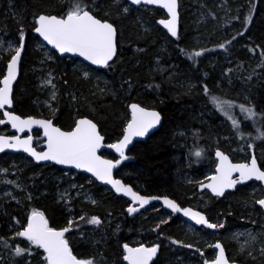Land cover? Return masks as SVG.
Here are the masks:
<instances>
[{"label": "rangeland", "instance_id": "374dc122", "mask_svg": "<svg viewBox=\"0 0 264 264\" xmlns=\"http://www.w3.org/2000/svg\"><path fill=\"white\" fill-rule=\"evenodd\" d=\"M16 1L0 0V67H2L0 69H2V74L5 71L6 62L19 46L21 35H25L23 33V10ZM46 1H48L47 4ZM67 1L34 0V3L40 4L39 13L54 14L49 5L54 3L57 9L62 10L61 4ZM177 1L178 17L175 37L159 25L158 20L166 18L167 15L157 6L147 4L135 6L128 0H91L88 6L83 5L85 10L97 18L114 24L117 31L116 55L102 69H95L75 57L58 56L30 29L27 33L26 50L22 58V72L30 77L33 88L31 97H29L30 101L17 108V113L47 118L55 116L58 124L63 125V129H69L79 115L76 112L75 103L78 93L83 96L87 94L101 97V103L107 97L121 96L120 91H123V88L117 85L119 84L117 79L123 74L124 62L118 59L122 39L116 20L117 17L122 21L130 18L134 32L140 38L147 35L149 40L154 42L156 52L152 55V68L158 71L157 77L177 83L179 87L184 85V87L188 86L200 91L206 99H210V106L217 113L219 135L208 137L199 127L186 129L174 127L169 133L171 139L182 137L186 144V154L181 153L182 156L174 154L176 165L174 164L172 171L176 181L181 182L186 190H182L181 193L163 191L159 194L173 198L181 207L189 206L200 210L206 216L207 223L217 225V227L209 228L206 224L195 225L182 215H172L165 211L164 213L158 212L159 202H154L155 205H148L141 213L129 217L130 230L124 234V240L119 238L118 241L112 229L119 226L121 216L115 207L118 204H126L128 198L127 200L117 195L110 187L101 184L85 172L54 164L36 166L24 154L5 153L0 155V231H4L3 235H0V264H46V261L40 258V253L34 249L36 245L18 235L20 232L16 225L27 212L26 208H33L36 205L42 207L45 213L53 219H67V226L77 234L85 230V225L93 218L85 216L84 213L98 215L96 219L99 223H94L97 225L96 228L89 234L87 233L91 239L96 235L98 240L105 238L117 243L118 248L123 245L121 241L133 245L142 242L149 247H155L157 253L151 264L156 263L158 259H161L160 264H204L215 257L216 249L212 248L215 242L224 246L228 260L238 261L236 259H240L239 261L245 264H264V212L257 205L262 195V186L259 183L252 181L239 193L229 196V200L237 205V210L247 207L246 212H253L248 216L243 213L236 214L235 217L243 223L235 226L225 225V211L221 212L213 208L208 201L211 199L207 195L208 192L201 191L195 195L190 191L202 182L203 175L206 177L213 171L216 163L213 157L215 149L220 148L223 152L240 160L245 157L243 154L248 144L254 147L255 141L252 140L250 131H260L259 136H254V138L257 137L256 139L261 138V134L264 133V125H258L257 130L255 123L256 116L263 117L264 113L261 110L258 112L256 106L253 108L248 106L252 101L248 92L250 87L246 86L249 81L255 82L256 76L264 74V47L257 41L256 43L251 42L250 34L245 39L236 40L238 38L233 37L244 28L246 13L252 10V6L256 11L258 3L264 7V0ZM114 11L118 14H112ZM39 13L31 18L34 24L35 17ZM262 26L264 28V18ZM249 31L254 32L251 27ZM124 47L130 48L129 44H125ZM130 50L135 55L148 51L136 45H133ZM175 51L184 52L183 67L187 68L185 75L180 72L183 71L181 70L183 67H178L179 62L175 57ZM197 52L200 53L199 56L195 55ZM241 71L247 73V82L239 78L238 74ZM72 77H75L78 85L83 84L84 88L77 85L72 87ZM150 83L157 89H161L158 81L152 79ZM133 85L132 83L127 84V92L132 91ZM14 90L15 86L12 95ZM62 96L64 98L70 96L65 111L60 109ZM83 96H81V102L85 101ZM102 96H104L103 99ZM122 101L128 117L130 102L157 108L153 102H147L148 99L142 103L138 100L126 101L124 98ZM240 106L251 109L254 115L250 116L248 112L242 111ZM206 111L203 113L202 110L199 113L204 122H207L209 115ZM95 119L98 118L95 117ZM233 119L238 122V127H234ZM124 126L125 123L118 129H112L111 133L103 129L100 131L104 137H107L106 141L112 142L122 135ZM159 129L160 126L155 132ZM244 137L248 141L243 140ZM146 140L147 138L142 142ZM135 143L127 152L130 160L116 168L114 176L121 178L124 183L131 185L140 193L157 195L158 193L149 192L146 183L140 180L143 170L138 165ZM205 150L210 151L211 155L208 156ZM255 151L259 153L257 156L262 162L264 148L259 147ZM197 152H200L199 156L196 155ZM100 154L104 157L115 158L108 150H103ZM213 198L212 200L222 199L219 196ZM230 201L225 202L226 212L232 211L233 203ZM168 223L170 229L166 227ZM81 236H84L85 240L90 238L83 233ZM74 238L77 240H71V245H75L73 246L74 252L81 256L89 254L90 257H97L96 254L101 253L105 247L102 248L100 245L98 249H95V246L92 249V246L87 248L76 235ZM17 248L24 251L17 255ZM114 255L113 264H128L124 262L122 255L115 253ZM90 261L92 264H100L94 261V258Z\"/></svg>", "mask_w": 264, "mask_h": 264}, {"label": "trees", "instance_id": "16d2710c", "mask_svg": "<svg viewBox=\"0 0 264 264\" xmlns=\"http://www.w3.org/2000/svg\"><path fill=\"white\" fill-rule=\"evenodd\" d=\"M44 1V0H42ZM18 5L20 4V7L22 8V18L24 22V30L23 33H25V49L27 45V33L30 31V29L33 30L35 24L34 21L31 19L32 16L39 13L40 4L34 3V0H17ZM48 1H46L47 4ZM91 3V0H81V4L88 6V4ZM45 4V2H44ZM49 4V3H48ZM63 6L62 10L57 9L56 6H54V3H51L49 7H52L53 13L57 15H64L68 13V11L71 9L73 5V0H68L67 3L61 4ZM112 14L117 15L118 12L114 11ZM264 18V7L261 5H257L256 11L254 9V6H252V10L246 13V18L244 19V28L242 31L236 33L233 35V37L236 40H239L240 38L245 39L248 38L249 34V40L251 42L256 43V41L264 47V28L262 26V20ZM186 19V18H185ZM116 23L119 27V34L122 39V47L120 48V52L118 53V59L123 60L124 65L122 67V76L117 79L119 81V86H122L123 91L121 92V96H113L112 98L107 97L106 99H103L104 96H102V99L104 100L103 103L100 102V98L98 96H89V95H81L78 93V97L75 100L76 103V112L79 115H87L91 118H93L97 123L100 129L106 130L107 133H111L112 129H118L122 126L123 123L126 122L127 113L125 104L123 103L122 99L128 100H134L142 103L148 99L147 102H153L156 107L160 110L163 120L162 124L160 125V129L157 132L152 133L145 142L138 141L135 145L136 150V157L138 160V165L143 170V175L140 178V180H143V183H146V186L148 188V191L151 193H158L160 194L163 191H176L180 192L183 190L185 191L186 188L182 186V183L179 181H176L174 178L172 171L174 164L176 165V161H174V154H179L182 156L181 153L186 154V144L183 142L182 137H175L174 139H171L169 137V133L172 131V129L175 127H182L183 129L186 128H192V127H199L202 129L203 133L210 137L219 135V129L217 125V113L216 111L210 106V99H206L200 91L195 90L194 88H190L188 86L179 87V84L172 83L171 81L163 80V78H158V71L153 69L152 65V55L156 52L154 47V42L150 41L148 36L139 37V35L134 32L133 28L134 26L131 25L130 18H126L122 20H119V17H117ZM33 27V28H32ZM249 27L251 29L253 28V31H249ZM18 33V32H17ZM241 39V40H243ZM125 44H129V47L132 48L133 45L138 46V48H143L144 50L148 51H142L138 55H135L130 48L126 49L124 47ZM23 53V55H24ZM184 52L175 51V57H177V61L179 62L178 67H183L184 63ZM174 57V58H175ZM121 61V63L123 64ZM162 64V63H161ZM165 65V64H164ZM166 65H168L166 63ZM149 67V68H147ZM2 68V67H0ZM183 71H179L181 73H185L187 68L183 67L181 68ZM187 72V71H186ZM2 74V69H0V76ZM211 74V73H210ZM213 75L215 73H212ZM185 75V74H184ZM239 78L244 79V82H247L248 75L245 71H241L240 74H238ZM30 77H27L26 74H23L22 72V61L20 64V73L18 80L15 84V90L13 94V110L17 112V108H19L21 105H24L30 101L31 93H32V82L29 80ZM152 79L158 81L161 85V89H157L154 87L152 83ZM132 83L134 84L132 87V91L127 92V84ZM72 87L75 85L80 86L81 88H84L83 84H77V80H75V77H72ZM249 86L250 89H248L249 97L251 98V103L248 105L251 108L253 106H256V109L258 112L260 110L264 113V74L262 76L258 75L255 78V82H250L246 85ZM24 87L25 89H23ZM70 89V88H69ZM67 90V89H66ZM16 92V93H15ZM63 92V91H62ZM215 95V94H214ZM81 96L85 97V101L81 102ZM111 99V100H110ZM137 99V100H136ZM70 96L67 98H64L62 96V101L60 109L62 111H65L66 104L69 102ZM85 104V106L83 105ZM248 104V103H247ZM203 110V113L207 110L208 111V118L207 122H204L202 120V116L199 115L200 111ZM206 111V113H207ZM256 112V111H255ZM78 115V116H79ZM256 116V114H255ZM260 115L256 116V126L258 130V125L263 126L264 125V115L263 117H259ZM95 117L98 119L96 120ZM56 124H58L56 117L54 116L52 118ZM263 124V125H261ZM59 126L63 127V125L58 124ZM64 128V127H63ZM70 128V127H69ZM5 126L0 124V131L4 130ZM256 130V131H257ZM260 130V129H259ZM259 132H251L250 135L252 137V140L255 141V148H264V136H261L258 140L254 138V136H259ZM262 135V134H261ZM107 139V137H105ZM243 140L248 141L246 137L243 138ZM262 141V143H260ZM242 142V141H241ZM249 144L247 145V147ZM246 150V149H245ZM244 150V154L245 151ZM206 152V150L204 151ZM208 156L211 155L210 151L206 152ZM5 153H0V155H4ZM12 154H22V153H12ZM180 156V158H181ZM263 162V163H262ZM261 162V164L264 166V159ZM36 166H49L52 164H35ZM185 188V189H184ZM245 189V186H242L239 188L234 194L239 193ZM195 195L199 194L196 193V189L192 188L190 190ZM205 193V192H204ZM233 193L226 194L225 196L221 197L222 199L219 200H212L214 199L210 195L211 199L210 204L215 208V210L219 211L222 210L225 211V225L226 226H232V225H239L242 224L243 221L238 219V217H235L236 214H245V215H252L253 212L248 213L246 210L247 207L240 208L237 210V205H235L232 201L229 200V196H231ZM104 200H106L104 198ZM107 201V200H106ZM230 201L233 204L232 211L226 212L225 202ZM215 206V207H214ZM115 210L120 213L121 220L119 221V226H116L112 229L114 235L116 236L117 240L121 238V240H124V234L127 233L130 230V219H128L125 216V213H122V206L121 204L116 205ZM256 210V208H255ZM116 211V212H117ZM159 212V211H158ZM48 215V214H47ZM49 216V215H48ZM87 217L89 216V213H86ZM50 217V216H49ZM51 218V217H50ZM92 218V217H91ZM52 223L59 225L62 220H58L57 218H51ZM21 222V221H19ZM18 222V223H19ZM90 224V223H88ZM86 227V226H85ZM84 227V228H85ZM96 226L92 225L91 228L94 229ZM167 229H170V224L166 225ZM139 232H141L138 229ZM2 235V234H0ZM85 235V234H84ZM87 237H90L86 235ZM95 238H86L84 239V236L82 239H80L81 242L84 240V246H88V244L93 248L95 246V249H98V247H101L103 249V253H97L98 257V263L100 264H113L112 258L115 254H117L118 251V244L113 243V241L107 240L105 238H102L101 240L97 239V236H94ZM119 241V240H118ZM101 245V246H100ZM75 247V245L73 244ZM161 259H158V261L154 264H160ZM240 260V259H236Z\"/></svg>", "mask_w": 264, "mask_h": 264}, {"label": "snow or ice", "instance_id": "6c2138e0", "mask_svg": "<svg viewBox=\"0 0 264 264\" xmlns=\"http://www.w3.org/2000/svg\"><path fill=\"white\" fill-rule=\"evenodd\" d=\"M133 3L139 4L141 0H132ZM144 3H157L159 0H143ZM163 7L167 8L171 15V20L161 21L173 36H176V0H163ZM39 27L35 29L44 40L54 47L59 49L60 52H75L83 56L86 60L91 61L92 64L106 65L115 52L114 36L115 30L113 26L107 22H101L99 19L94 18L88 11L84 9L81 0H73V5L68 11L66 18H57L55 16L49 17L41 15L37 21ZM23 40V35H21ZM223 47V45H221ZM195 55L199 56L197 52ZM20 51L17 50L16 55L12 57L9 64L8 75L3 79V87H0V108L5 105H11L10 90L11 82L15 79V67L19 59ZM133 119L125 129L123 140L119 143L110 145L120 153L121 159H126L124 154V147L130 143L133 136H144L153 125L159 121L160 117L156 112H145L144 109L138 108L137 105H132ZM231 107V105H229ZM242 111H246L251 115V109H245L240 106ZM139 114V115H138ZM9 116L13 128H19L23 131L24 127L31 124H39L45 129V135L48 136V151L45 153L37 154L32 151L28 145L31 137L28 140L16 139L15 144H11L7 139L0 137V151L5 147H15L20 145L24 147L25 151L31 154L37 160H54L59 164H73L77 168H85L87 171L92 172L98 179L106 180L111 183L118 192L123 191L125 194L131 193L134 200H138L141 206L147 204L149 201L143 197L132 193L130 188H125L119 181L112 180L111 172L116 164L120 161L113 163L109 160H101L96 155L97 148L100 147L102 137L96 132V125L88 120H80L74 131L70 133L61 132L58 128H52L50 122L36 121V120H21L18 116L5 113ZM147 118V119H146ZM231 118V117H230ZM3 121H0L2 123ZM234 127H238V122L233 119ZM264 136V133H262ZM15 139V138H14ZM197 156L200 152L196 153ZM220 157L221 164L217 168L218 176L212 177L213 183L207 185L216 195H222L225 188H231L240 181L231 179V173L238 171L240 179L247 180L255 177L258 180H264V171L257 168L256 160L253 159L251 164L243 165H229L228 158L221 153L217 152ZM164 203L173 211L178 212L180 208L171 200L165 199ZM264 206V200L258 201ZM129 213L136 211L135 208L130 207ZM185 216H191L192 219L198 224H205V218L197 212H192L190 209H184ZM90 223H99L93 217ZM71 224V222H70ZM209 228H215L217 225L208 223ZM222 227V225H220ZM69 229L63 231H54L49 228L47 221L44 219L43 214L33 212L29 218L28 226L18 235L26 237L32 244L37 245L45 250L47 253L48 264H92L91 261L77 260L68 248L67 241L64 239V233ZM215 247L220 250L214 264H227L224 257L223 249L219 244ZM125 250L128 255L124 257L130 264H148V261L156 253L157 249L152 248H138L130 249L125 245ZM24 250L21 248L16 249L17 255L21 254Z\"/></svg>", "mask_w": 264, "mask_h": 264}, {"label": "water", "instance_id": "95a60500", "mask_svg": "<svg viewBox=\"0 0 264 264\" xmlns=\"http://www.w3.org/2000/svg\"><path fill=\"white\" fill-rule=\"evenodd\" d=\"M130 3H132L133 5L135 6H138V5H151V6H157L159 8H161L167 15L166 18L164 19H160L158 20V23L159 25H161L172 37H175L171 34V32H169L168 28H166L164 26V24L161 23V21H168V20H171V15L169 14L167 8L163 7V0H159V2L157 3H151V4H148V3H144L143 0H141V3L139 4H135L132 2V0H128ZM177 7H178V1L176 0V22H175V27H176V31H177V17H178V13H177ZM88 11V10H86ZM89 12V11H88ZM90 13V12H89ZM94 18L96 19H99L97 18L96 16H94L92 13H90ZM41 15H44V16H49V17H52V16H55L57 18H66L67 14L65 16H57V15H54V14H46V13H40L38 14L36 17H35V27L33 29V31L35 32V34L50 48V49H53L54 51H56V54L60 57H64V56H71V57H75V58H79L81 59L82 61H84L86 64L96 68V69H102L104 68L108 63H110L112 61V59L115 57L116 55V39H117V31H116V28L114 26V24H112L111 22L107 21V20H101L99 19L101 22H107L109 24H111L115 30V36H114V46H115V52L112 56V59L108 61V63L106 65H103V64H92L91 61L89 60H86L83 56H80L78 53H75V52H60L59 49H57L56 47H54L52 44H49L46 40L43 39V37L37 33L35 31V29L37 27H39V24L37 23L39 17ZM24 49H25V36H23V40H20V43H19V46L18 48L16 49V51L12 54V56L9 58V60L7 61L6 63V67H5V71H4V74L3 76L1 77L0 79V87H3V79L8 75V71H9V64L11 63L12 61V57L16 55V52L17 50L20 51V56H19V59L17 60V63H16V67H15V79L12 80L11 82V90H10V99H11V105H5L3 108H0V113H1V118H0V121H3L1 124H5L8 126V131L9 133L8 134H0V137L4 138V139H7L9 143L11 144H15L16 143V139H19V140H28L29 137H31V140H30V143L28 145V147L36 152L37 154H40V153H45L48 151V136L45 135V129L39 125V124H31L29 126H26L24 127L23 131L19 130V128H13L12 127V122L11 120L9 119V116L5 115V113H9L11 115H14V116H18L21 120H36V121H45V122H50L51 123V126L52 128H58L61 132H64V133H70L72 131L75 130L76 126H77V123L78 121L80 120H88V121H91L93 124L96 125V132L102 137V140L100 142V147L97 148L96 150V155L98 157H100L101 160H109V161H112L113 163H115L116 161H120V163L116 164V166L112 169V172H111V178L112 180H115V181H119L121 185H123L125 188H130L132 193H135L136 195L140 196V197H143L145 199H147L149 203L151 202H161L164 206L168 207L165 203H164V200L165 199H168V200H171L172 202H174L178 208H180V211L178 212H175L173 211L170 207H168L169 209H171L174 214H177V213H180L182 214L186 220H188L189 222L191 223H194L195 225H199L198 223H196V221L194 219L191 218V216H185L184 215V209H190L192 212H197L199 213L200 215H202L205 220H206V216L203 214V212H201L200 210H196V209H193L189 206H184V207H181L175 200H173L171 197L167 196V195H146V194H143V193H140L136 190H134L132 188L131 185L129 184H126L123 182V180L119 177H116L114 176V170L116 168H118L123 162L125 161H128L130 160V157L127 156V152H128V149L130 148V146L135 143V142H138V141H142L146 138H148L152 133H154L158 127L161 125L162 123V120H163V116L160 112L159 109H155V108H149V107H145L137 102H130L128 104V109L130 111V117L129 119L127 120L125 126H124V130H123V133L122 135L115 141H112V142H108V141H105V137L104 135L101 133L100 129H99V126H98V123L91 117L87 116V115H82V116H78L74 122V125L70 128V129H63L62 127H60L58 124H55L53 122V119L52 118H44V117H36V116H31V115H20L19 113H17L16 111H14L12 108H13V98H12V93H13V89H14V86L18 80V77H19V73H20V64H21V60H22V56H23V52H24ZM132 105H137L138 108H141V109H144L145 112H156L160 119L158 122H156L153 127H151L147 133H145L144 136H133L130 143H128L125 147H124V154H125V157H127L126 159H121L120 157V153H118L115 148H112L110 147V145H114V144H117L119 143L121 140H123L124 138V135H125V129L127 128L128 124L132 121L133 119V110H132ZM139 115V114H138ZM147 119V118H146ZM34 130H39L40 134L36 137L38 140H41V143L37 144L36 146L33 144V140L35 139L34 135H33V131ZM15 138V139H14ZM103 150H108L110 152H112V154L114 155L115 158H108V157H104L100 154L101 151ZM3 152H12V153H16V152H21V153H24L25 155H27L34 163H37V164H41V163H52V164H55L57 166H60V167H63V168H70V169H74L76 171H82V172H85L86 174L92 176L95 180H97L98 182H100L101 184L103 185H106L108 187H110L117 195H120V196H123L125 198H128L132 201L131 205H134L136 203H139V205L137 207H135L136 211L137 212L138 210H140L142 207L146 206L147 204L141 206L140 202L138 200H134L133 199V196L131 195V193L129 194H125L123 191H120L118 192L116 190V188L111 184V183H108L106 180H102V179H98L96 175H94L92 172H89L87 171L85 168H77L75 167V165L73 164H59V163H56L54 160H37L32 154L31 152L29 151H25L24 150V147L20 146V145H16L15 147H5L2 151H0V153H3ZM217 152L221 153L222 155L226 156L228 158L227 160V163L229 165H243V164H248L250 165L252 160L254 159V157H251L250 161L247 163V162H233L231 161V158L230 156L223 152L220 148L218 149H215L214 151V156L217 158V163H216V167H215V172L209 177V179L203 183V184H200L198 186L199 189H204V188H209V190L215 194L212 189L210 187H207V185H210L213 183L212 181V177H215V176H218L220 175L218 172H217V168L220 166L221 164V160H220V157L217 156ZM257 168L260 170V171H263L261 170L258 165H257ZM235 174H237V178L234 179L232 178ZM231 179H234V180H237V181H240L239 183H236L233 187L231 188H225L224 191H226L227 189H234L238 184H241L243 182H246V181H249V180H252V179H255L257 181H260L262 183V186H263V189H264V180H258L256 179L255 177H252L250 179H247V180H242L240 179V173L238 171H233L231 173ZM223 191V192H224ZM216 195V194H215ZM260 200H264V197ZM258 200V201H260ZM257 201V204L260 205L262 207V209L264 210V206H262L260 203H258ZM36 212H39V211H36ZM41 213V212H39ZM134 213V212H133ZM32 216V214H30L29 218ZM44 217V215H43ZM29 218H28V221H27V224L25 225V227L23 228L22 232L27 228L28 226V222H29ZM45 219V217H44ZM46 220V219H45ZM206 225L208 223H205ZM54 231H63L64 229H55V228H52ZM26 238V237H25ZM216 244H219L221 246V248L223 249V252H224V257L227 261V264H245L243 262H240V261H234V260H228L227 258V253H226V250L224 248V246L219 243V242H215L213 245H212V248L213 249H216V254H215V257L211 260V261H207L206 263L204 264H214V262L216 261L217 257L219 256V253H220V250L217 249L215 247ZM128 248L130 249H138V248H146L144 245H135V246H132V245H127ZM69 248V246H68ZM125 248V247H124ZM70 250V249H69ZM126 251V250H125ZM45 252V250H44ZM71 252V251H70ZM45 255L47 257V253L45 252ZM73 255V254H72ZM126 255H128V252L126 251ZM74 256V255H73ZM75 257V256H74ZM153 257V256H152ZM77 260L79 261H82L80 259H78L77 257H75ZM47 260V259H46ZM48 262V261H47ZM126 262L128 264H130V262L128 260H126ZM152 262V258L148 261V264H151Z\"/></svg>", "mask_w": 264, "mask_h": 264}, {"label": "flooded vegetation", "instance_id": "af4514ba", "mask_svg": "<svg viewBox=\"0 0 264 264\" xmlns=\"http://www.w3.org/2000/svg\"><path fill=\"white\" fill-rule=\"evenodd\" d=\"M57 15V14H56ZM65 15V14H64ZM64 15H58V16H64ZM3 75V74H2ZM2 77V76H1ZM0 118H1V115H0ZM55 123V122H54ZM74 124V123H73ZM5 126V129L4 130H2V131H0V134H8L9 133V131H8V128H7V126L6 125H4ZM73 126V125H72ZM71 126V127H72ZM70 127V128H71ZM40 134V132H39V130H34L33 131V135H34V137H35V139L33 140V143L35 144V146L37 145V144H39V143H41V140H38L36 137L38 136ZM258 140V139H257ZM247 147V146H246ZM256 148H255V146L254 147H250V146H248V148L245 150L246 152H245V154H243V156H245V157H242V159H240V160H238V159H235V158H233L232 156H231V154H228L227 152H225V153H227L229 156H230V158H231V161H233V162H249L250 161V159H251V157H254V159L256 160V164L258 165V167L261 169V170H263L264 171V166L261 164V161H260V159L258 158V154L259 153H257L256 151ZM213 157L215 158V160H216V163H217V158L214 156V153H213ZM34 163V162H33ZM216 163H215V165H214V169H213V171L208 175V176H206L205 177V175H203L204 176V178L202 179V182H200L198 185H197V188H195L196 189V193H200L201 191H206V192H208V195H210L211 197H215V196H219V197H223V196H225L226 194H229V193H234V192H236L239 188H241L242 186H246V185H249V183H251L252 181H255L256 183H259L261 186H262V183L260 182V181H257V180H255V179H252V180H249V181H246V182H243V183H241V184H238L234 189H227L226 191H224L223 192V194L222 195H215V194H213L210 190H209V188H204V189H199L198 188V186L200 185V184H203V183H205L208 179H209V177L215 172V167H216ZM34 164H37V163H34ZM46 164H51V163H46ZM203 176H201V177H203ZM232 178H234V179H236L237 178V174H235ZM146 195H149V194H146ZM157 195H159V194H157ZM264 197V189H263V186H262V195H261V197L259 198V199H262ZM127 199V198H126ZM173 199V198H172ZM128 200V199H127ZM174 200V199H173ZM258 200V199H257ZM176 201V200H175ZM154 202H156V201H154ZM154 202H151V203H149V204H147L146 206H144V207H142L140 210H138L137 212H134V213H129V211H128V209L130 208V207H132V208H135V207H137L138 205H139V203H136V204H134V205H131V203H132V201L129 199L128 201H127V203L126 204H124V205H121L122 206V213H125V216L129 219V217H131V216H133V215H136V214H139V213H141L143 210H145L147 207H148V205H155V203ZM258 205V204H257ZM159 209H158V211L159 212H161V213H164V211L165 212H168V213H170V214H172V215H182V214H180V213H177V214H174V212L171 210V209H169L168 207H166V206H164L161 202H159ZM260 206L258 205V208H259ZM26 209H28L27 210V212H25V214L22 216V218H21V222H19V223H17L16 225H17V227L19 228V232H22V230H23V228L25 227V225L27 224V221H28V218H29V216H30V214H32L34 211L36 212V211H39V212H41L43 215H44V217H45V219H46V221H47V225H48V227L49 228H55V229H69L68 231H66L65 233H64V239L67 241V244H68V246H69V249H70V251H71V253L75 256V257H77L78 259H80V260H82V261H90L91 260V258H94V261H97L98 262V258L97 257H90V255L89 254H87V255H79V254H77V253H75L74 252V250H73V244L71 245V240H74V241H76L77 239L76 238H74V235H76L77 237H78V239H82V236H81V233H83V234H85V235H88L89 233H90V231H92L93 229L91 228V226L92 225H94V223H90V224H87V225H85L86 227H85V230H82V231H80L78 234L76 233V232H74L73 231V229H71L70 227H68L67 226V219H62V222H60V224L59 225H56V224H54V223H52V221H51V219L49 218V216L47 215V213H45V211L42 209V207H37V205L36 206H34L33 208H31V207H27ZM260 209L262 210V207H260ZM31 211V212H30ZM263 211V210H262ZM29 212V213H28ZM264 212V211H263ZM94 214V213H93ZM84 215H86V213H84ZM95 215H97V214H95ZM89 216H92V217H95V218H98V215L97 216H94V215H91V214H89ZM182 217L183 218H185L183 215H182ZM186 219V218H185ZM95 226H97V225H95ZM96 228V227H95ZM3 233H4V231H0V234H2L3 235ZM88 233V234H87ZM22 238H24V240H28L27 238H25V237H22ZM121 241V240H120ZM83 242H84V240H83ZM85 243V242H84ZM123 244V245H122ZM144 245L146 248H152V247H149V246H147V245H145L144 243H139V242H137V244H132V243H128V242H123V241H121V247H119L118 248V251H117V254L116 255H122L123 256V260H124V262H126V260L124 259V257L126 256V251H125V245H132V246H135V245ZM90 247V245L88 244V246H87V248H89ZM34 249H36V251L37 252H39L40 253V258L42 259V260H44V261H46V264H48V262H47V260H46V255H45V252H44V249L43 248H41V247H38L37 245L34 247ZM120 253H122V254H120ZM156 253H157V251H156ZM156 253L153 255V257H152V262H153V260L155 259V257H156ZM151 262V263H152Z\"/></svg>", "mask_w": 264, "mask_h": 264}]
</instances>
